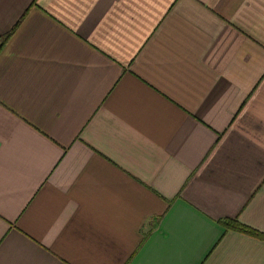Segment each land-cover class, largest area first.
Returning <instances> with one entry per match:
<instances>
[{"label":"crops","instance_id":"crops-1","mask_svg":"<svg viewBox=\"0 0 264 264\" xmlns=\"http://www.w3.org/2000/svg\"><path fill=\"white\" fill-rule=\"evenodd\" d=\"M7 34L0 264H264V0H0Z\"/></svg>","mask_w":264,"mask_h":264},{"label":"trees","instance_id":"trees-1","mask_svg":"<svg viewBox=\"0 0 264 264\" xmlns=\"http://www.w3.org/2000/svg\"><path fill=\"white\" fill-rule=\"evenodd\" d=\"M10 34L0 37V46H2L9 38ZM224 231L238 232L254 238H263L260 233L248 227H245L235 220L225 219L218 222Z\"/></svg>","mask_w":264,"mask_h":264}]
</instances>
